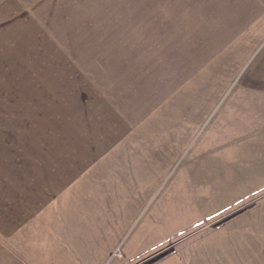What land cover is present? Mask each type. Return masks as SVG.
I'll list each match as a JSON object with an SVG mask.
<instances>
[{"label":"rangeland","instance_id":"374dc122","mask_svg":"<svg viewBox=\"0 0 264 264\" xmlns=\"http://www.w3.org/2000/svg\"><path fill=\"white\" fill-rule=\"evenodd\" d=\"M84 263L264 264V0H0V264Z\"/></svg>","mask_w":264,"mask_h":264},{"label":"crops","instance_id":"0c3cea01","mask_svg":"<svg viewBox=\"0 0 264 264\" xmlns=\"http://www.w3.org/2000/svg\"><path fill=\"white\" fill-rule=\"evenodd\" d=\"M158 85L159 84H157V86ZM158 90H159V88H158ZM123 124H124V126L128 127V125L131 124V116L124 119ZM123 124L120 123L118 125V127H119L118 133L123 132V130L125 128L123 126ZM115 126L116 125L113 124L112 119L110 120V118H108V121L105 123V126L103 127V130L101 131L102 134L100 135V137H102L103 139L98 140L97 146L94 148L95 152H100V151L104 150L106 147H108L110 142L113 141V139L117 135V133H116L117 131L114 130L116 128ZM89 149L92 150L93 148L90 146V147L85 148L83 150L80 149L82 151V155H84V153H87L88 155L93 154L92 152H94V151L90 152ZM91 162H92V160L91 161L90 160H66V162L62 163L60 167H58L56 170H54V175L57 173L60 174V172H62L61 176H63V174H64V177L66 175H67V177H71V175H74V177H76V175L80 174L84 169H87V167L90 166L89 164H91ZM96 169H98V168H96ZM92 172H96V170L95 171L93 170ZM70 179L64 178L63 180L68 182ZM39 182L37 183L38 186L44 183V181H39ZM47 185H52V182L47 183ZM71 191H72L71 189L67 190L64 187L63 188H57V189H53V188L42 189L41 191L38 189L37 190L34 189L33 192L35 193L37 200H35L33 203H31L32 204L31 207L25 208L22 211H20L21 215L26 217V215H28V214H33L32 217H34V215H37L41 211V210H39V207L48 203V205H46L47 206L46 209L48 208L50 210V209L56 208L55 213H54L55 215L53 214L52 217L48 216L49 220L55 221L57 223L55 225V227L67 228L65 225L74 224V225H70V226L68 225V226L70 228L74 229L73 230L74 232L72 233L73 235L76 233L79 234V229L85 230L88 228L89 225H86V224L81 225V223H78L77 220H79V217H77V216H72V217H70V215L68 216V213H67L68 210L72 206H75L73 204L72 199H70V200L67 199V198H70L72 196H76V195H72L73 192H71ZM36 211H37V213H35ZM35 219H37L38 221L41 220L40 217H38V218L36 217ZM68 219H70L71 222H67ZM89 227L92 229L93 228L101 229V225H99V227H97V225H93V223L90 224ZM96 235H97V238L101 237L100 236L101 233L96 234ZM73 243H75L76 245H80L81 243L83 244L84 242L79 243V241L73 240ZM98 252H100V251L98 249H96V252L94 255V253L91 250L90 254L83 255L78 260H80L81 262H88V261L93 262L94 260H98ZM84 264H88V263H84Z\"/></svg>","mask_w":264,"mask_h":264},{"label":"built area","instance_id":"2783aa9c","mask_svg":"<svg viewBox=\"0 0 264 264\" xmlns=\"http://www.w3.org/2000/svg\"><path fill=\"white\" fill-rule=\"evenodd\" d=\"M116 256H118V252H116V253L114 254V257H116Z\"/></svg>","mask_w":264,"mask_h":264}]
</instances>
